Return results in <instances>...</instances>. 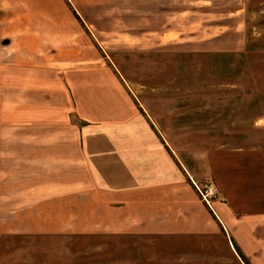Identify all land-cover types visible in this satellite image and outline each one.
Segmentation results:
<instances>
[{
	"label": "rangeland",
	"instance_id": "374dc122",
	"mask_svg": "<svg viewBox=\"0 0 264 264\" xmlns=\"http://www.w3.org/2000/svg\"><path fill=\"white\" fill-rule=\"evenodd\" d=\"M81 15L88 26L89 58L102 56L111 68L115 66L131 101L119 109H104L107 118L102 123L88 124L87 235L69 232L80 229L79 203L75 210L73 204L53 200L54 185L66 179L55 170L48 149L32 155L31 140L0 141V264L159 263L152 258L155 252H149L156 242L136 233L113 234L106 208L113 205V197L122 195L119 189H141L161 182L167 185L170 217L166 230L174 228V217H182L184 199L189 200L201 225L212 228L205 209L218 214L224 200L217 182L208 175L210 156L237 145L262 142L264 146V130L233 135L242 139H225L222 129L221 136L212 134L209 129L217 122L198 121L212 109L190 108L192 101L195 105L205 101L204 96L186 100L188 106L183 109L175 96V90H190L210 79L242 82L248 90L247 106L254 109L247 115L252 123L255 113H264V0H93ZM219 53L234 56L224 59ZM212 54L217 55L214 60ZM212 63L217 67L215 73L204 70ZM218 96V101L230 102ZM233 101L235 106L239 99ZM139 104L158 122L142 118L134 110ZM256 135H263V141H256ZM208 190L210 196H206ZM81 224L84 230V220ZM60 231L64 234L56 235ZM212 237L200 247L220 251V240ZM247 239L242 237L248 252L255 255V246ZM181 245L165 240L157 247ZM210 260L236 264L224 252Z\"/></svg>",
	"mask_w": 264,
	"mask_h": 264
},
{
	"label": "crops",
	"instance_id": "0c3cea01",
	"mask_svg": "<svg viewBox=\"0 0 264 264\" xmlns=\"http://www.w3.org/2000/svg\"><path fill=\"white\" fill-rule=\"evenodd\" d=\"M92 1L0 0V141L31 140L32 155H41L48 149L54 157L55 170L63 172L66 179L54 185L53 200L55 204H73L75 210L79 203L80 229L69 231L79 236L87 235L88 124L102 123L107 118L104 109H119L131 101L115 66L111 68L102 56L89 58L88 26L81 13L88 10ZM211 56L214 60L217 55ZM216 68L212 63L204 70L215 73ZM239 75H243L241 70ZM210 80L190 90H175L176 98L182 101L180 109L198 94L206 100L196 101V105L192 101L190 108L212 109L208 117L198 121L222 125L210 128L212 134L220 135L222 129L225 139H242L233 135L264 130L263 112L251 114L255 117L253 123L247 116L254 109L247 106L244 83ZM218 95L228 97L230 102L218 101ZM235 98L239 101L234 106ZM134 110L149 122H158L140 104L134 105ZM177 114L184 121L183 113ZM262 139L263 135L255 137L256 141ZM212 156L208 175L217 182L224 200L218 214L211 215L205 209L212 228L201 225L189 200L181 199L183 215H176L174 228L166 230L170 217L167 185L160 182L153 187L119 189L118 194L122 195L113 197V205L106 208L113 234H141L145 241L160 245L165 240L182 242L172 248L157 244L151 247L149 252H155L152 258L159 261L156 264H213L210 259L223 252L236 264H264V146L262 142L255 146L237 145L216 150ZM181 168L188 174L183 165ZM152 191L158 194L153 195ZM116 198L118 202H114ZM62 234L60 231L56 235ZM211 236L220 240V251L200 247ZM243 236L255 246V255L248 252Z\"/></svg>",
	"mask_w": 264,
	"mask_h": 264
},
{
	"label": "built area",
	"instance_id": "2783aa9c",
	"mask_svg": "<svg viewBox=\"0 0 264 264\" xmlns=\"http://www.w3.org/2000/svg\"><path fill=\"white\" fill-rule=\"evenodd\" d=\"M206 194H207L206 196H210L212 193H211L210 190H208V191L206 192ZM203 199H204L205 203L207 204V206H209V202L206 201L205 197H204Z\"/></svg>",
	"mask_w": 264,
	"mask_h": 264
}]
</instances>
